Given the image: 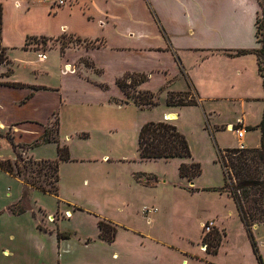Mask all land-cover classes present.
<instances>
[{
    "label": "crops",
    "instance_id": "obj_1",
    "mask_svg": "<svg viewBox=\"0 0 264 264\" xmlns=\"http://www.w3.org/2000/svg\"><path fill=\"white\" fill-rule=\"evenodd\" d=\"M9 1L0 0L3 8L2 46L5 44L6 4ZM66 1L70 3L60 8H50L39 0H12L14 7L20 9L19 12L23 16L32 15L37 11L36 9L42 11L44 9L41 16L44 19L46 17L49 23L58 15H62L65 19L62 27L46 26V29L38 31L39 34L34 33L35 35H27L18 27L19 22H15L18 25H12L10 31L20 35L22 39L20 50L23 53L37 52L36 56L45 64L46 55L26 47V39L73 35L82 41L97 43L95 47L85 48L83 50L85 55H82L81 59L87 58L86 60L97 69L101 79L102 77L106 79L104 75L109 73L110 77L107 80L117 89L116 80L126 73L146 75L147 81L140 84L137 90L158 93L159 98H163V101L159 100L158 103L167 107L163 118L167 122H174L176 108H184L167 106L165 104L167 92H185L188 91V87H192L191 92L199 102V107L204 109L205 117H221L229 120L226 121L227 123L214 125L216 131L218 130L216 127H225L227 130L229 125L239 123L245 129L254 127L260 122L264 107V90L256 56L253 54L228 56L237 50H254L259 47L255 25L258 12L256 0ZM5 48L9 58L8 50L14 48ZM98 49L110 51L111 54L94 52ZM42 55L45 57L44 60ZM94 55H100V58L94 60ZM25 63L28 66L26 61ZM71 68L72 65L68 63L59 67L60 92H71L74 76L80 81L79 75L73 74ZM38 73L39 71L29 68L26 76L28 79L25 80L20 79V75L13 68L9 78L0 79V83L6 81L24 85L21 88L0 85L2 92L0 110L9 108L12 104H18L17 107L21 108L19 105L25 97L29 98L28 102L25 101L26 104H33L32 109L35 110V114L38 112L41 120L46 119L44 124H38L39 130L35 133H33L34 129L28 130V127H24V130L20 129L22 124L27 123V120L21 117L18 119L7 117L8 124L0 120V128L10 125L17 132L13 133V140L17 146H29L40 139L44 129L54 119L50 120L54 115V105L46 101L41 102L39 98L43 91L46 92L50 88L36 80L35 75ZM102 86L107 87L105 84ZM67 97L65 95L66 100L61 99L59 104V110L64 113L71 105L78 104L74 103L77 101L70 99L72 97L69 99ZM168 117L170 120H167ZM29 124L33 128L37 125V123ZM250 132L256 133V140L251 143L247 137L248 131L245 129L243 138L245 147H259L258 130ZM236 147L235 145L232 148ZM20 150L25 155L26 150ZM2 158L12 161L9 157ZM176 159H179L178 165L188 163L184 158ZM180 178L188 182L187 190L189 186L197 189L193 186L196 179L190 182ZM147 201L148 205L156 207V212L148 214L147 222L139 228L121 221V218L126 216L129 205H118L115 208L116 212L114 211L113 214L118 218H113L114 215L102 217L103 221L110 223L116 230L114 240L111 242L99 237L96 220L92 231L80 234L66 228L46 225L38 218L36 214L38 212L29 209H25L20 214H13L6 209L7 205L4 211L9 217L7 219L15 221L28 217L31 220L25 218L24 224L4 226L0 232V264H183L184 254L201 261L197 258V252H189L190 248H186L183 244L185 234L173 232L168 236L164 233L161 226L163 224H160L165 207L162 199L153 196L152 200ZM65 212L69 214V211ZM236 215L238 221H241L237 211ZM234 216L231 209L227 213L207 215L205 219L198 221L197 228L201 230L204 222L213 220L214 229L222 232L225 239L228 223L226 219ZM261 227H264V223L254 225L251 232L264 264L262 255L264 235H259ZM58 232L70 233V237L58 239ZM224 239L221 240L220 245ZM188 240L191 244H193L191 241H195L197 246L200 244L198 251H202L201 237L195 240L189 235Z\"/></svg>",
    "mask_w": 264,
    "mask_h": 264
},
{
    "label": "rangeland",
    "instance_id": "obj_2",
    "mask_svg": "<svg viewBox=\"0 0 264 264\" xmlns=\"http://www.w3.org/2000/svg\"><path fill=\"white\" fill-rule=\"evenodd\" d=\"M69 3L65 0L63 6ZM36 10L32 15L23 16L19 12L20 9L14 7L12 0L6 4L7 24L3 46L14 48L8 50V53L14 64V71L16 69L20 79H28L26 76L29 68L35 69L39 71L35 75L36 80L50 88L46 92L43 91L39 98L41 102L46 101L54 105V115L50 117L52 115L50 114L49 117L50 120L54 117L58 120V141L60 145L67 147L70 160L59 163L57 196L44 194L27 185L21 177L0 171V232L4 226L24 224L25 218L31 220L28 217L15 221L7 219L9 217L4 212L7 205L8 211L11 207H15L14 205L17 206L16 210L29 209L38 212L36 213L38 218L46 225L66 228L80 234L92 231L95 220L98 224L103 216L114 215L113 212L118 205H129L128 212L121 221L139 228L145 225L148 218V214H142L143 208H156L148 205L147 200L158 196L165 206L163 223L160 222L163 224L161 226L164 233L168 236L173 232L185 234L183 244L186 248H190L189 252H197V258L201 260L184 254L183 264H260L245 226L236 217L237 209L233 200L225 193L211 190L224 186L225 178L219 160V151L235 145L239 148L240 144L245 147L244 142L240 143L235 138L234 132L225 130V127H216L217 131L214 129V125L227 123L229 120L221 117H205L204 109L199 107V102L197 106L174 110L176 113L174 122L169 123L176 126L186 137L192 160L201 168V174L193 184L197 189H194L195 193L189 192L188 182L179 176V159L141 161L138 156L137 141L141 127L150 122L166 121L163 118L167 107L158 103L159 100L163 101V98L157 95V105L143 109L127 101L119 87L116 85L120 91L107 80L110 77L109 73H105L106 79L105 77L101 79L97 69L93 65H88L87 58L81 59V56L85 55L83 50L87 47H95L97 43L79 41L73 35L64 34L62 38L58 37L53 42L42 43L39 40L27 42L28 48L46 55L45 64L41 58L38 59L37 52L23 53L20 50L22 39L19 34L10 31L12 25H18L19 22L20 30H24L27 35H35L34 33L46 29V26L60 28L65 24L62 15H58L49 23L46 17L44 19L41 16L44 9ZM60 45L65 47L63 53L60 51ZM94 52L111 54L110 51L101 49ZM98 57L100 58V55H94V60ZM66 63L72 65V72L79 75L80 81L72 74L74 85L71 92H60L59 67ZM4 70L0 68V72ZM124 81L130 82L128 78ZM103 84L107 87H103ZM188 90H192V87H188ZM127 91L132 96L140 93L138 95L140 99H149L148 96L141 94L142 92H138L135 86H131ZM65 95L69 96L68 99L72 97L71 100L77 101L74 103H78L68 107L66 113L59 110L61 99L66 100ZM1 96L2 92H0ZM28 99L24 97L21 100L23 101L19 105L21 108L17 107L18 104H12L9 108L1 109L0 120L8 124L7 117L14 119L21 117L27 120V123L21 125V130L28 127V130L34 129L33 133L38 131V124H44L46 119L41 120L38 112L35 114V110L32 109L33 104H26ZM126 101L128 104L124 105ZM29 123H37V125L33 128ZM13 133L17 132L10 125L0 128V162L8 160L2 157H9L12 159L11 163L16 162L28 171L27 177L30 180L42 179L29 174V171L38 168L36 165H31L29 160L30 158L38 161L56 160V143H39L32 148H23L26 150L24 155L19 148L13 150L10 143V141L14 143ZM247 137L252 143L256 140V133L248 131ZM17 154L20 156L19 159L16 157ZM145 180L153 181L154 185H146ZM189 188L193 187L189 186ZM9 204L13 206L10 207ZM229 209L235 216L226 219L228 223L225 239L222 232L218 231L224 240L217 253L198 251L200 244L197 246L195 241H191L193 243L191 244L188 240L189 235L195 240L204 236L203 230L197 228L198 221L205 219L207 215L227 213ZM65 211H69V214ZM260 234L264 235V227H261ZM262 255L264 258V248Z\"/></svg>",
    "mask_w": 264,
    "mask_h": 264
},
{
    "label": "trees",
    "instance_id": "obj_3",
    "mask_svg": "<svg viewBox=\"0 0 264 264\" xmlns=\"http://www.w3.org/2000/svg\"><path fill=\"white\" fill-rule=\"evenodd\" d=\"M258 4V12L256 17V39L259 47L254 50H237L228 56L236 57L246 54H253L257 59L258 72L262 78V86L264 90V0H256ZM2 16L3 8L0 4V68H4L3 72H0V79L9 78L13 73V64L9 60L7 55V49L2 46ZM64 35V34H63ZM59 38H62V36ZM79 41L81 39L74 37ZM57 38L48 37H29L27 42L39 40L42 43L47 41L53 42ZM82 41V40H81ZM65 47L60 45V51L63 53ZM88 62V61H87ZM88 65H92L90 62ZM129 79L127 83L124 79ZM147 80L144 74H129L126 73L122 77L116 80V85L123 92L127 101H131L139 108H151L157 105L158 93L142 92L149 99H140L139 94L132 96L129 93L128 88L131 86L138 87L140 84ZM0 85L21 88L23 84L2 82ZM140 92V91H138ZM125 102L124 105L128 104ZM165 104L170 107H187L197 106L195 96L191 90L185 92H167L165 98ZM239 124H235L238 127ZM247 131L258 130L260 134V144L257 148H226L219 151V160L221 162L224 171V186L222 188L211 189L219 193H225L229 196L237 209L239 218L245 226L248 237L251 241L253 251L257 254V257L262 264L254 238L252 236L251 228L257 224L264 223V107L260 122L254 127L246 128ZM59 123L54 117L53 121L44 129L42 137L36 140L29 146H17L10 141L13 150L19 148H32L39 143H56L57 145V159L50 161H35L30 158L31 165L38 166L34 171H29L34 177H42V179H32L27 177L28 171L24 167H20L18 163H11L10 160L0 162V170L16 177H21L24 182L30 187L49 195H58L59 191V163L67 162L70 160L67 147L60 145L58 141ZM138 156L141 161H154V160H170L176 158H184L188 160V163H183L179 166V176L192 181L201 174L200 165L192 160L190 148L186 137L178 131L173 124L162 121L157 123L144 124L138 134L137 141ZM17 159L20 156L16 155ZM151 180H145L146 185H152ZM155 182V181H154ZM189 191H196L193 188H189ZM15 207H11L10 212L13 214H20L24 209L16 210ZM13 208V209H12ZM15 208V209H14ZM99 230V237L107 242H111L115 237V228L108 222L100 220L97 224ZM224 235V234H223ZM58 239H68L70 233H57ZM222 236L218 230L213 229L209 234H205L202 237V244L206 245L205 252L216 254L220 246ZM201 244V245H202Z\"/></svg>",
    "mask_w": 264,
    "mask_h": 264
},
{
    "label": "built area",
    "instance_id": "obj_4",
    "mask_svg": "<svg viewBox=\"0 0 264 264\" xmlns=\"http://www.w3.org/2000/svg\"><path fill=\"white\" fill-rule=\"evenodd\" d=\"M40 3L46 4L48 5L50 8L54 7V8H60L64 5L65 0H39ZM42 59H44V56L42 55ZM228 131L234 132L236 139L242 143L243 142V138L245 135V129L243 127H241L240 125L238 127H236L235 125H229L227 127ZM239 148H244L243 144L239 145ZM143 214H150L152 212H156L155 208H146L144 207L142 210ZM214 221H207L205 223L202 224V230L204 235L205 234H209L213 229H214ZM202 250L205 251L206 249V245L202 244L201 245Z\"/></svg>",
    "mask_w": 264,
    "mask_h": 264
},
{
    "label": "bare ground",
    "instance_id": "obj_5",
    "mask_svg": "<svg viewBox=\"0 0 264 264\" xmlns=\"http://www.w3.org/2000/svg\"><path fill=\"white\" fill-rule=\"evenodd\" d=\"M167 120H170V117H168Z\"/></svg>",
    "mask_w": 264,
    "mask_h": 264
}]
</instances>
